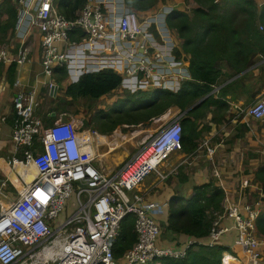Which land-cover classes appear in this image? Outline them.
<instances>
[{"label": "built area", "instance_id": "1", "mask_svg": "<svg viewBox=\"0 0 264 264\" xmlns=\"http://www.w3.org/2000/svg\"><path fill=\"white\" fill-rule=\"evenodd\" d=\"M167 8L142 22L149 13L140 17L125 0H85L76 17L69 19L60 11L58 0H17L13 35L18 48L11 53L0 43V63L18 67L25 62L29 54L26 38L36 28L40 63L47 76L52 77L54 68L60 67L68 72L69 82H77L84 73L110 68L121 75L119 88L131 93L149 87L177 92L175 81L189 78L187 63L183 54L179 59L173 55L175 45L166 24L159 27L153 21L164 20L171 11ZM189 8L183 1L182 9ZM150 21L165 49L153 41ZM19 84L15 80V87ZM48 87L53 93L55 82L49 81ZM39 103L34 89L28 93L17 90L13 97L10 159L13 164L32 165L37 175L10 205L0 206V264H156L158 258H183L191 242L181 246L161 241L159 219L144 205L145 198L137 190L152 172L163 180L177 171L178 165L166 172L158 168L172 151L181 149L180 115L159 123L145 157L140 150L120 172L106 173L95 164L97 147L104 143L105 135L84 126L82 118L58 117L46 125L36 114ZM242 111L264 122V92ZM230 121L235 123L236 117ZM201 147L212 155L217 144L205 136ZM140 157L124 177L127 167ZM242 184L264 195L258 186L247 181ZM0 195L5 196L3 191ZM71 195L73 209L63 219ZM221 204L222 212L215 214L206 244L218 243L227 230L221 219L229 217L237 230L235 243L250 255L251 264H259L264 250V238L258 236L255 226L259 202L239 204L225 192ZM129 214L134 219L136 241L117 260L112 245ZM226 257L231 256L224 252L221 264Z\"/></svg>", "mask_w": 264, "mask_h": 264}, {"label": "trees", "instance_id": "2", "mask_svg": "<svg viewBox=\"0 0 264 264\" xmlns=\"http://www.w3.org/2000/svg\"><path fill=\"white\" fill-rule=\"evenodd\" d=\"M192 1L195 5L188 10L177 7L165 17L166 26L176 32L179 39L177 47L173 48V55L178 59L182 54L188 56L189 78L181 80V86L176 93L151 87L136 92L135 98L134 94L123 90L128 93L123 96L118 95L112 107L97 117L99 121L97 127L100 132L111 133L122 124H145L153 117L163 114L169 107L177 106L180 109L179 113H182L181 150L187 152L197 148L201 133L209 129L208 123L198 129L202 123L201 119L205 118L208 111L212 112L210 121L217 124L230 119V117L227 119L229 106L225 95L232 92L235 86L244 85L249 73L246 69L258 61L257 55L264 57V1L259 4L257 0ZM58 2L60 11L67 18L73 19L85 0H58ZM125 2L141 17L151 11L158 0H125ZM0 9L9 17V20H4L5 23L0 28V33L7 34V29L13 31L14 28L16 6L13 0H4L0 4ZM15 72L16 64L12 63L7 68V77L11 82L15 79ZM229 79L231 80L228 81ZM120 82L121 75L110 68L84 73L77 82L66 84L64 95L56 97L55 106L48 113L64 112L66 106L78 98L95 102L101 96L120 89L118 88ZM224 82L226 83L223 84ZM221 84L223 85L218 90L220 94L214 97L211 91ZM128 94L131 95L127 96ZM205 95L203 100L187 110ZM54 119L55 117L46 114L44 122L48 125ZM242 125L246 127L244 123ZM28 172L29 181L35 177L36 171L30 166ZM254 175L257 180L264 183V162L259 164ZM223 196V189L213 180L195 187L193 195L187 199L172 196L169 199L166 220L163 221L165 233L186 234L200 239L208 236L215 214L222 212ZM256 229L258 236L263 237L264 212L256 218ZM165 237L168 238L167 235ZM135 241L134 219L129 214L122 220L120 233L112 245L115 259L120 260L123 252ZM229 250L230 248L221 244L192 242L183 258H158L156 264H221L223 252Z\"/></svg>", "mask_w": 264, "mask_h": 264}, {"label": "crops", "instance_id": "3", "mask_svg": "<svg viewBox=\"0 0 264 264\" xmlns=\"http://www.w3.org/2000/svg\"><path fill=\"white\" fill-rule=\"evenodd\" d=\"M3 1L4 0H0V4H2ZM13 1L14 6H16L15 0ZM188 5L193 7L195 3L191 0V4ZM179 7L182 8L181 6ZM4 20H9V17L2 9H0V28L4 25ZM157 21L160 22L161 20L158 18ZM150 34L154 39L153 41L158 44V48L165 49L161 42H159L160 38L157 32L151 31ZM170 36L173 39L174 45L177 47L179 40L176 32L172 30ZM0 37V43L7 42L5 48L11 53H16L19 42L14 38L13 31L7 29V34L0 33ZM26 44L29 47V54L27 60L20 66L16 67L14 81L11 82L7 77V68L9 66H3L0 63V191H3L5 194V196L0 195L1 207L8 204L6 202L8 197L14 200L17 195L19 196L20 192L35 178L34 177L29 181L27 179L29 172L28 168L25 167L32 165L24 166L13 164L10 159L13 151L10 134L15 118L13 108V97L15 92L21 90L24 93H28L34 89L36 97L40 102V106L44 92L49 88V81L52 80L55 82L56 91H53L54 95L57 94L59 89H61V85L69 82L63 77H61L60 80L57 78L58 81H55L56 75L60 73L63 74L64 72V69L61 70L60 67L54 68L52 77L43 73L40 63V33L37 30L35 32L32 31L27 36ZM256 58L258 61L246 69L249 73L244 85L235 86L232 92H228L225 95V100L229 106L227 109V119L229 117H236L235 125L226 126L229 123V120L226 122L221 121V123L218 124L210 121L212 112L208 111L205 118L201 119L202 123L198 126V129L205 123H208L210 127L207 131L201 133L202 135L198 138L197 148L187 152L181 149L172 151L158 168L159 171L166 172L178 165L177 171L163 180H159L156 173L152 172L137 187V190L141 192L145 198L144 205L148 207L157 219H161L158 221L162 230L160 240L164 243L175 242L178 243V245L185 246L186 242H200L203 244L209 242V236L200 239L187 236L186 234H167L163 228V221L166 220L169 199L172 196H181L187 199L193 195L195 187L207 183L210 180H213L217 186L222 188L224 193L227 192L233 201L239 204H254L259 202L258 208L261 210L260 213L264 212V195L262 196L259 193L261 190H256L251 186L246 187L242 184V182L247 181L252 185L260 187L264 192V183L257 180L254 175L259 164L264 162V122L249 117L242 111V109L251 103L255 97L257 98L262 92H264V57L262 58L260 55H257ZM15 80L20 82L18 87H15L14 85ZM230 80L231 79L228 81ZM225 83L226 82L223 84ZM175 84L180 88L181 82L175 81ZM223 84L216 86L211 91L213 92L214 97H217V95L220 94L218 90ZM170 91L173 92L172 90ZM53 93L51 92L50 94L52 95ZM204 97H206V95L197 101L200 102ZM191 106H189L187 110H189ZM179 111V107L171 106L163 114L157 116L155 119H151L149 122H151L152 127L157 128L159 123L168 117L179 115L181 117L182 113H179ZM53 112L54 111L50 113L52 114ZM55 115L53 117L57 118ZM243 123L246 127L242 125ZM138 131L147 133L144 132L143 128H139ZM100 133L105 135L103 145L108 148L106 153L110 152L115 145H117V147H115L117 149L124 143L121 140L109 139L111 134L107 135V133ZM118 134L120 135V133ZM202 136H207L211 144H217V149L214 154H206L202 147L199 148V140ZM199 155L203 156L200 157L202 159H196ZM101 156L104 155L101 153L100 157ZM123 159L124 158L121 159L120 157H116L115 160L116 162H120ZM97 161L98 160H96L95 164L101 169L106 167V165H103V167L100 166V164H97ZM185 165H187V171H184ZM196 165L198 167H196ZM107 170L108 168L105 169V171ZM177 172L178 175H173ZM177 189L181 191H178ZM178 192H181V194H178ZM221 223L223 226L227 227V230L221 233L217 244L230 248L229 251H225L226 254L228 253V255L231 256L230 264H251L250 255L243 250L241 245L235 243L237 230L234 226L233 220L229 217H223ZM165 234L168 238L165 237ZM221 263H223L222 259ZM259 264H264V250Z\"/></svg>", "mask_w": 264, "mask_h": 264}, {"label": "rangeland", "instance_id": "4", "mask_svg": "<svg viewBox=\"0 0 264 264\" xmlns=\"http://www.w3.org/2000/svg\"><path fill=\"white\" fill-rule=\"evenodd\" d=\"M183 1L185 2V4H191V0H158L156 6L151 10V12H147L149 14L146 15L144 18H142L141 21L143 22L144 20L149 18L154 13L163 11L164 7H169V8H167L169 10H173L179 6L182 7L183 5L180 2H183ZM257 1L259 4V3L263 2L264 0H257ZM148 20L149 19H147L146 22H148ZM168 29L170 32L172 31L170 28H168ZM156 30L157 29H156L155 23L150 21L148 31L149 32H151V31L157 32ZM33 31L35 32L36 30L34 29ZM6 43H2V44H6ZM62 69L65 70V73L64 74H61V73L57 74L55 81H58L57 78H61V77H63L64 79L69 81L68 72L66 71L65 68H62ZM65 86H66V84L61 85L60 86L61 89H59L57 91V94H55V95H54V93L52 95L49 93V88L44 92V96L42 97L43 100H42L40 106L36 110V114L38 116H40L42 120H44V117L46 114L53 117L51 115V113H48V111L53 106H55V101L57 100L56 97L64 95L63 90H64ZM125 93H128V92H125V91L123 92V89H117L113 93H109L107 95L102 96L101 98H98L95 102H91V101L84 99V98H78L77 100L72 101L70 105L66 106V110L64 112H61L60 114L57 113L55 116L57 118L61 117L63 120H67L70 117L82 118L84 126L91 127L92 129H96L98 131L99 129L97 126L99 125V121H98L97 117L99 115H101L102 112H105L106 110H109V108L112 107L114 100L117 99L118 95L123 96ZM132 94H134L135 98L137 97V93H132ZM130 95L131 94H128L127 96H130ZM118 103H120V101ZM230 125L234 126L235 123L230 121V119H229V123L226 126H230ZM139 128H143L144 132H147V133L139 132L138 131ZM155 130H156V128L151 126V122H146V124H142V125L141 124L127 125V126H124L123 124L118 125L113 130V132L107 133V135L111 134V136L109 137V139H111V140L123 141L124 143L119 147V148H121V147H123V148H121V149L117 148L116 149L115 147H117V145H115V147H113L110 152L106 153L108 148L105 147L103 144L98 145V147H97V160H98L97 164H100V166H102V167H103V165H106V167L103 168L104 171L106 168H108V170L105 171L106 173L120 172L126 163L130 164L133 155L136 154L138 151L141 150L145 154L149 153V151H150L149 144H150L151 134H153L155 132ZM118 133H120V135ZM122 135L124 138L122 137ZM202 138H203V136H202ZM202 138H200L199 142L201 141ZM125 140H127V141H125ZM216 149H217V147H216ZM101 153L104 156L100 157ZM144 153H143L142 157L145 156ZM200 153H201V151H200ZM116 157L117 158L120 157L121 159L122 158H124V159L121 160L122 162L121 161L116 162V160H115ZM142 157H140V158L142 159ZM200 157H203V156L199 155V156H197L196 159H202ZM137 163H138V161L131 164L129 167H127L128 169L126 170V172L131 170L132 167H134V165H137ZM196 167H198V166L196 165ZM229 167H231V166H229ZM185 170L187 171V165H185V167H184V171ZM182 172H183V170H182ZM173 175H178V172L176 174H173ZM178 191H181V190H178ZM174 192H172V193H174ZM178 194H181V192H178ZM12 200L13 199L8 197L6 200V202L8 204L3 205V206L9 205ZM72 201H74L73 195H71L66 200V210L62 214L63 219L67 216V213L70 214L72 212V209H73L71 207ZM159 220H161V219L159 218ZM165 236H166V234H165ZM160 237H161V234H160Z\"/></svg>", "mask_w": 264, "mask_h": 264}, {"label": "bare ground", "instance_id": "5", "mask_svg": "<svg viewBox=\"0 0 264 264\" xmlns=\"http://www.w3.org/2000/svg\"><path fill=\"white\" fill-rule=\"evenodd\" d=\"M157 19H158V18L153 19V21H155V22L159 25V27H161V24H160L161 21L159 22V21H157ZM149 152H150V151H149ZM144 154H145V153H144ZM146 155H147V154H145V156H146ZM145 156H144V157H145ZM140 160H141V158L137 159L135 162L138 161V163H139ZM135 162H134V163H135ZM138 163H137V164H138ZM16 164H20V163H16ZM20 165H22V164H20ZM136 166H137V165H134V167H132L131 170H129V171L126 172V170L128 169V168H127V169L125 170V172L123 173V176H124V177H127V176L132 172V170H133ZM29 167H30V166L25 167V168H29ZM35 171H36V170H35ZM230 262H231V257H226L225 260H224V264H230Z\"/></svg>", "mask_w": 264, "mask_h": 264}, {"label": "water", "instance_id": "6", "mask_svg": "<svg viewBox=\"0 0 264 264\" xmlns=\"http://www.w3.org/2000/svg\"><path fill=\"white\" fill-rule=\"evenodd\" d=\"M160 24L165 26V21H164V20H161ZM183 59H184V60L186 61V63H187V59H188V58H187V55H183ZM53 89H54V91L56 90V88H53ZM198 102H199V101L195 102V104H193L191 107H193L194 105H196ZM191 107H190V108H191ZM51 115L54 116L55 113L53 112Z\"/></svg>", "mask_w": 264, "mask_h": 264}, {"label": "clouds", "instance_id": "7", "mask_svg": "<svg viewBox=\"0 0 264 264\" xmlns=\"http://www.w3.org/2000/svg\"><path fill=\"white\" fill-rule=\"evenodd\" d=\"M181 4L183 5V2H181ZM178 8H180V7H178ZM180 9H182V8H180ZM164 21H165V19H164ZM166 24V23H165ZM168 28V27H167ZM183 55H185V54H183ZM228 254V253H227ZM223 256V255H222ZM222 259V258H221Z\"/></svg>", "mask_w": 264, "mask_h": 264}]
</instances>
